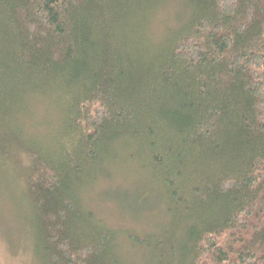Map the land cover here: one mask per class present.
Here are the masks:
<instances>
[{"label":"trees","instance_id":"obj_1","mask_svg":"<svg viewBox=\"0 0 264 264\" xmlns=\"http://www.w3.org/2000/svg\"><path fill=\"white\" fill-rule=\"evenodd\" d=\"M113 172L164 208L127 235L144 264H264V0H0V182L44 264H124L84 203Z\"/></svg>","mask_w":264,"mask_h":264},{"label":"rangeland","instance_id":"obj_2","mask_svg":"<svg viewBox=\"0 0 264 264\" xmlns=\"http://www.w3.org/2000/svg\"><path fill=\"white\" fill-rule=\"evenodd\" d=\"M179 7L176 2L169 9L160 11L153 32L159 35L163 26H174L177 21L174 10ZM48 111L39 102L34 110V121L42 125L47 115L51 114L48 125L34 128L27 125L29 133L44 140H47L48 134H55L53 130L57 121L54 112ZM136 182L134 177L126 178L113 172V177L100 179L84 196L85 206L119 233L116 245L124 264H144L141 250L133 248L128 233L147 234L161 229L166 221L164 208L156 201L151 200L148 205L139 201ZM26 192L28 195L30 189L23 174L5 177L4 182H0V264H44L37 250L32 209L26 201Z\"/></svg>","mask_w":264,"mask_h":264},{"label":"bare ground","instance_id":"obj_3","mask_svg":"<svg viewBox=\"0 0 264 264\" xmlns=\"http://www.w3.org/2000/svg\"><path fill=\"white\" fill-rule=\"evenodd\" d=\"M121 41V40H120Z\"/></svg>","mask_w":264,"mask_h":264}]
</instances>
